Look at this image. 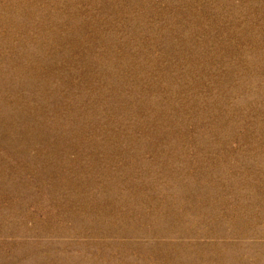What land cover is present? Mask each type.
Wrapping results in <instances>:
<instances>
[{
	"label": "rangeland",
	"instance_id": "1",
	"mask_svg": "<svg viewBox=\"0 0 264 264\" xmlns=\"http://www.w3.org/2000/svg\"><path fill=\"white\" fill-rule=\"evenodd\" d=\"M0 264H264V0H0Z\"/></svg>",
	"mask_w": 264,
	"mask_h": 264
}]
</instances>
